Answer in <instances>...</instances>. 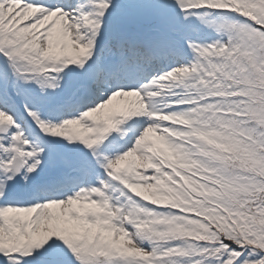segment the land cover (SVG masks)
I'll list each match as a JSON object with an SVG mask.
<instances>
[{
    "label": "snow or ice",
    "instance_id": "6c2138e0",
    "mask_svg": "<svg viewBox=\"0 0 264 264\" xmlns=\"http://www.w3.org/2000/svg\"><path fill=\"white\" fill-rule=\"evenodd\" d=\"M0 264H264V0H0Z\"/></svg>",
    "mask_w": 264,
    "mask_h": 264
}]
</instances>
